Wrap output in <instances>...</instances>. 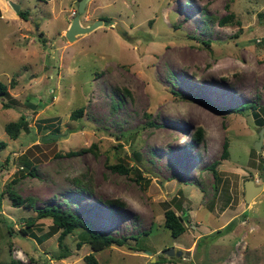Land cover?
<instances>
[{
    "label": "rangeland",
    "instance_id": "1",
    "mask_svg": "<svg viewBox=\"0 0 264 264\" xmlns=\"http://www.w3.org/2000/svg\"><path fill=\"white\" fill-rule=\"evenodd\" d=\"M10 2L29 18L0 19V81L8 87L0 96V264H86L93 251L77 245L90 239L86 231L68 234V255L56 259L61 230L51 219L26 227L51 205L126 238L94 252L101 263L264 264V188L248 203L244 196L246 180L264 184V0H88L81 25H103L73 41L65 31L78 0ZM229 13L231 23L219 24ZM188 94L254 108L219 115ZM20 116L27 128L12 139L4 125ZM49 133L58 136L43 142ZM216 160L217 178L208 168ZM118 163L131 171L107 166ZM79 176L91 191L74 183ZM8 187L24 206H12ZM113 199L123 206L107 204ZM167 209L183 220L177 238L164 226Z\"/></svg>",
    "mask_w": 264,
    "mask_h": 264
},
{
    "label": "trees",
    "instance_id": "2",
    "mask_svg": "<svg viewBox=\"0 0 264 264\" xmlns=\"http://www.w3.org/2000/svg\"><path fill=\"white\" fill-rule=\"evenodd\" d=\"M37 1H43V0H37ZM226 6L228 7V4H226ZM18 15L22 19L26 20L28 12L19 10ZM234 18H235V15L233 13H229V14L224 15L220 19H218V23L221 24L222 26H224V25H227L228 23H231V21ZM104 20L108 24L110 23L109 18H106ZM126 92H128V91H126ZM7 93H8L7 85L5 83H3L2 81H0V96L6 97L8 95ZM186 97L193 102H198V103H201V104L209 107L212 111H214L215 113H217L219 115H224V114H229V113H241L246 109L254 108L253 104L250 105L248 103H241L238 105H231V106L222 107V106L213 105V104L209 103L208 100H204V99H202L200 97H196L192 94H188ZM117 104H118V102H117ZM2 106L4 108H7V107H9V104L4 103ZM81 112H82V108H79L76 112H73L71 114V117L73 119L79 118V115ZM23 128H25V129L27 128L26 119L24 116H20L18 120L8 122L4 125L5 132L12 139L18 138V136L20 135V132ZM203 133L204 132H203L202 128H197L196 132L194 133V140L196 142L202 140ZM4 145H5L4 142L0 141V148H3ZM93 149H95V144H91L87 148L68 152L67 155L68 156L79 155L85 151H89V150H93ZM228 154H229L228 143H227V141H225L223 143V150H222L220 156L222 159H225V158H227ZM218 163H219V161L216 160V161H213L208 166V168L210 170H212L215 178H217L215 167L218 165ZM24 166H25V170H28L27 171L28 174L33 176L34 175V168L30 167V165H28L27 163H24V165H22V169H24ZM107 166L114 172L128 173L129 171H131V169L129 170V168L124 167L121 163L112 164V165L107 164ZM82 177L83 176H79V177L74 178L73 179L74 183L77 184L80 188L84 189L85 191H91L90 190L91 189L90 180L89 179H82ZM14 181H16V180H14ZM14 181L12 180L10 184H14ZM10 184H9V187H10ZM9 187L6 190V193L9 197V199L11 200L12 206H14V207L24 206L25 202H26L25 199L21 198L14 191V189L9 188ZM1 201H2V194L0 193V205H1ZM106 202H107V204L112 205L114 207L115 206H118V207L123 206V203L117 199L107 200ZM26 206L31 207L32 201H30V203H27ZM36 212H37V214L34 218H29L25 222L27 228H30L34 224V222H36L37 219L50 218L52 221V224L54 226L53 230L54 231H57L59 229L61 230L60 234L58 236V247L61 250V252H59V254L56 256V259H62L68 255L67 254L68 248H67V246L64 245L63 240L68 234H71L72 232H74L76 230L86 231L90 237V239L88 241H81L77 244L78 246H81L83 243H88L91 250L93 251V252L84 256V261L86 264H109V263H101L95 257L94 252L104 250V249L110 247L111 245L123 246L126 244V238L125 237L116 238V237L111 236L109 234H104V233L100 232L99 230H97L96 228H94V226L92 224H90L88 221L81 219L78 215L73 214L72 212L61 211L59 209V207H57L56 205L45 206L42 209L37 210ZM182 223H183L182 218L179 215H177L175 213V211H173L172 209L165 210V212H164V226L169 230L171 237L177 238L178 236L183 234V232L185 231V227ZM228 225H229V223L226 226H224L223 231L229 232L231 230L230 226H228ZM9 230H10V228H9ZM143 234L145 235V234H147V232H143ZM50 235H52V234H50V232H48L47 234H45V238H49ZM132 238H134L136 240V236L132 237ZM133 249L136 251L140 250V248H138L136 245L133 247ZM164 262L165 261H157L155 263L160 264V263H164ZM10 264H23V263L20 262L19 260L12 259Z\"/></svg>",
    "mask_w": 264,
    "mask_h": 264
},
{
    "label": "water",
    "instance_id": "3",
    "mask_svg": "<svg viewBox=\"0 0 264 264\" xmlns=\"http://www.w3.org/2000/svg\"><path fill=\"white\" fill-rule=\"evenodd\" d=\"M88 0H79L78 4H77V9H76V14L73 17L68 29L65 31V36L67 38V40L69 41H73L76 39L77 35L80 34H85V33H89L91 31H93L94 29H96L98 26L103 25V21L102 20H97L94 23L90 24L89 26H82L79 20V16H81V14H83L84 10H85V3ZM11 7L13 8V10L15 12L19 11V6L14 4L13 2H10ZM119 31L120 28L116 25L115 26ZM58 135L56 134H46L42 141L46 142V141H51L52 138H56ZM262 138H263V129L260 130L259 132V139L256 142V148L257 150L261 149L262 146ZM264 188V184H256L255 180L253 179H248L245 181V189H244V196H245V202L248 203L250 202L255 196H257ZM145 253L150 254L149 251H145ZM180 251L176 252V256L180 255ZM165 254L169 257L174 255V251L173 249H167L165 250Z\"/></svg>",
    "mask_w": 264,
    "mask_h": 264
},
{
    "label": "crops",
    "instance_id": "4",
    "mask_svg": "<svg viewBox=\"0 0 264 264\" xmlns=\"http://www.w3.org/2000/svg\"><path fill=\"white\" fill-rule=\"evenodd\" d=\"M53 0H43L41 3L48 4V2ZM79 1V0H78ZM20 10V8H19ZM17 14V15H16ZM18 12H15L10 5V0H0V19L9 18L11 20H16L18 18ZM28 16L27 19L28 20ZM42 35V33H40ZM224 227V226H223Z\"/></svg>",
    "mask_w": 264,
    "mask_h": 264
},
{
    "label": "built area",
    "instance_id": "5",
    "mask_svg": "<svg viewBox=\"0 0 264 264\" xmlns=\"http://www.w3.org/2000/svg\"><path fill=\"white\" fill-rule=\"evenodd\" d=\"M75 14V10H72V15L71 16H73Z\"/></svg>",
    "mask_w": 264,
    "mask_h": 264
}]
</instances>
